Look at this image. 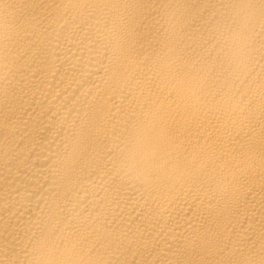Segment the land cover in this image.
<instances>
[{
	"label": "bare ground",
	"instance_id": "1",
	"mask_svg": "<svg viewBox=\"0 0 264 264\" xmlns=\"http://www.w3.org/2000/svg\"><path fill=\"white\" fill-rule=\"evenodd\" d=\"M0 264H264V0H0Z\"/></svg>",
	"mask_w": 264,
	"mask_h": 264
}]
</instances>
